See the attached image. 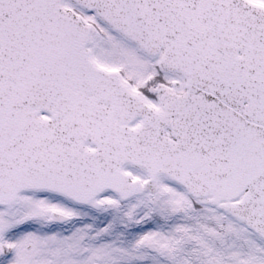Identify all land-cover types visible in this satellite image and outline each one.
<instances>
[{
    "label": "snow or ice",
    "instance_id": "1",
    "mask_svg": "<svg viewBox=\"0 0 264 264\" xmlns=\"http://www.w3.org/2000/svg\"><path fill=\"white\" fill-rule=\"evenodd\" d=\"M0 264H264V0H0Z\"/></svg>",
    "mask_w": 264,
    "mask_h": 264
}]
</instances>
